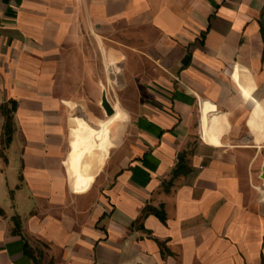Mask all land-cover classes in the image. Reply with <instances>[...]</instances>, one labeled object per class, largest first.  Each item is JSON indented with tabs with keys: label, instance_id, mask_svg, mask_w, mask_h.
<instances>
[{
	"label": "crops",
	"instance_id": "1",
	"mask_svg": "<svg viewBox=\"0 0 264 264\" xmlns=\"http://www.w3.org/2000/svg\"><path fill=\"white\" fill-rule=\"evenodd\" d=\"M112 35L126 120L90 169L72 56ZM2 147L0 264H264V0H0Z\"/></svg>",
	"mask_w": 264,
	"mask_h": 264
},
{
	"label": "rangeland",
	"instance_id": "2",
	"mask_svg": "<svg viewBox=\"0 0 264 264\" xmlns=\"http://www.w3.org/2000/svg\"><path fill=\"white\" fill-rule=\"evenodd\" d=\"M136 40L119 35L110 37L87 36L85 47L76 51L73 59V78L68 84L72 116L80 130L82 157L91 158L90 169L99 157H108L111 146L110 126L126 120L124 112L116 106V114L107 117L101 108L102 91L106 89L110 102H116L119 80L130 74L129 63L135 52L130 50ZM3 145H6L3 142ZM8 146V145H6ZM6 148L0 150L4 154ZM90 169L88 171H90Z\"/></svg>",
	"mask_w": 264,
	"mask_h": 264
},
{
	"label": "trees",
	"instance_id": "3",
	"mask_svg": "<svg viewBox=\"0 0 264 264\" xmlns=\"http://www.w3.org/2000/svg\"><path fill=\"white\" fill-rule=\"evenodd\" d=\"M3 114L5 117V129H4V135H5V143L6 145H9L12 142V137L14 134V117H13V111L9 110L7 108L3 109ZM164 219V217H161Z\"/></svg>",
	"mask_w": 264,
	"mask_h": 264
},
{
	"label": "water",
	"instance_id": "4",
	"mask_svg": "<svg viewBox=\"0 0 264 264\" xmlns=\"http://www.w3.org/2000/svg\"><path fill=\"white\" fill-rule=\"evenodd\" d=\"M101 108L104 110L107 117H112L115 114V109L109 100L106 89H103L102 91ZM262 179L264 180V171Z\"/></svg>",
	"mask_w": 264,
	"mask_h": 264
}]
</instances>
